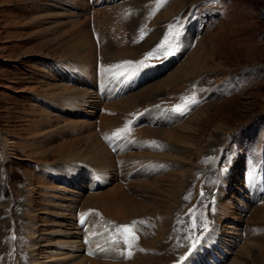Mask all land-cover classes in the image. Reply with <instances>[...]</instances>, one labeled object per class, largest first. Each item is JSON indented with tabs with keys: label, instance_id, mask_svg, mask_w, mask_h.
Instances as JSON below:
<instances>
[{
	"label": "rangeland",
	"instance_id": "rangeland-1",
	"mask_svg": "<svg viewBox=\"0 0 264 264\" xmlns=\"http://www.w3.org/2000/svg\"><path fill=\"white\" fill-rule=\"evenodd\" d=\"M52 2L55 0H0V190L3 186L0 264H28L21 225L26 205L33 210L41 207L37 211L41 231L50 227L42 222L48 197L39 185L36 184L34 192L27 185L28 180L35 181L41 175L39 160L28 159L22 148L14 150L16 157L7 159L2 155L5 137L24 140L25 148L30 150L46 141L54 147L48 154L60 147L61 153L81 158L73 152L85 147L91 150L87 143L90 138L94 140L101 135L106 143L107 135L120 130L124 133L120 138L126 143L120 153L116 152L118 155L114 154L115 171L102 186L99 181L89 185L88 177L93 174L89 169L84 170L82 177L69 179L48 174L50 184L57 188L62 185L89 193L100 187L97 191L102 196L112 194L115 189L121 191L119 196L106 197L102 207L97 206L99 212L93 206L81 208L84 200L80 203L79 210L97 224L98 238L101 240L102 235L108 238L104 241L109 243L105 245L106 256L96 255L95 259L112 264H264V247L257 246L248 222L240 218L239 209L242 203H247L252 211L258 204L246 191L251 188H246L248 183L260 186L254 187L253 193L264 201V0H118L97 8L109 12L117 9L119 16L124 17L118 25L106 20L105 11L96 19L91 12L75 19L56 18L58 22H66L59 27L53 24V19L42 17L55 14L58 7ZM94 20L98 21L93 24ZM87 30L104 33L113 45L99 60L100 68L90 72L92 81L97 83L98 78L103 81L110 75L117 89L105 108L92 113L81 110L80 105L65 108L59 103L61 96L71 94L72 98L87 86L78 81L83 72L73 73L65 68L64 60L71 65L77 62L74 56L67 57V45H57L56 40L65 33L66 40L77 38L74 47L82 49L87 40L80 41V37ZM83 39L94 41L92 36ZM161 45L165 48L161 49ZM121 48H125L121 51L124 54L119 57ZM154 50H158V55L146 59ZM190 56L194 64L187 63ZM139 61H144L142 66L127 63ZM178 70L184 75L175 80L172 76ZM74 74L77 82L72 80ZM177 106L183 111H177ZM148 112L165 118L155 123L138 119ZM169 135L188 137L192 145L175 142ZM153 137L158 157L171 158V165L163 171L169 175L164 182L173 192L171 183L182 180V187L175 190L170 200L151 191L156 187L155 176L147 182L140 178L124 181L119 176L125 171H135L148 160L152 151L148 143L154 141ZM62 159L50 157L49 163H58L52 168L62 169ZM69 191L64 192L72 195ZM28 196L32 200L27 204ZM175 198L176 204L172 201ZM219 202L227 204L231 214L217 223L214 209ZM61 203V199L56 200V204ZM119 214L121 217H117ZM134 221L139 239L129 248L116 230L121 225H133ZM115 237L119 243L114 242ZM193 242L197 244L195 249L191 246ZM128 251L132 252L130 258Z\"/></svg>",
	"mask_w": 264,
	"mask_h": 264
},
{
	"label": "bare ground",
	"instance_id": "bare-ground-1",
	"mask_svg": "<svg viewBox=\"0 0 264 264\" xmlns=\"http://www.w3.org/2000/svg\"><path fill=\"white\" fill-rule=\"evenodd\" d=\"M117 1L118 0H92V1H90V0H55L54 3L52 2L53 6L58 7V8H56L57 10H55L56 11L55 14H49L48 13L47 16L43 15L42 17H43V19L44 18L53 19V24L59 27V24H65L66 22H63V21L58 22V21H56V18L63 17L62 19L64 20V18H74L76 16H79L80 14L86 16V15H88L87 14L88 12H91V14H92L91 17L96 19V18L100 17L101 13H104L106 11V13H105L106 20L111 22V23L116 22V25H118L117 22L122 21V19L124 17L122 18L121 16H119V14H118L119 11H117V9H112V10H110L111 12H109L108 10H105V8H104V10L103 9H97L99 6H102L103 4H107V3H111V2L115 3ZM124 8H125V6H124ZM126 8L124 10H126ZM126 16L127 15H125V17ZM130 16H131V14H130ZM74 19L72 21H74ZM98 20H94L93 24ZM65 21H67V20H65ZM68 22H69V19H68ZM70 23H73V22H70ZM128 26H130V25H128ZM122 31H124V30H122ZM124 34H125V32H124ZM118 35H120V34H118ZM64 36H65V33H63L59 37L60 39L56 40V41H59L58 42L59 44H57V45H61V44L67 45V51L69 52L67 57L70 58V57L74 56L75 58H73V59L77 62V65H71L66 60H64L62 63L65 66V68L71 69L73 73L75 71L76 72H78V71L83 72L82 74L79 75L81 78L78 81L81 83L84 82L85 86H87V87L84 88L83 90H81L82 89L81 88L80 89L81 91L79 90L77 94H73L72 98H69L71 94H69L68 96H61L62 98H61L59 103L64 104L65 108H74V105H80L81 110H84V111L90 112V113H92V111L95 112L99 109H102L114 97L117 89H115V87H114V83H113L114 80H112L113 78L109 79L110 75H108L109 76V77H107L108 79L106 78L103 81H102V79L98 78V82L95 83L91 79L90 72L94 73L95 69L100 68L99 60H101V57H102V55H104V53L107 55V52L112 49L113 45H111L110 42L108 43L107 37L104 33H100L97 31L91 32V31L87 30L83 33V35L80 37V41H84V40H87V41H85L86 46H83L85 48L82 47V49H77L74 47L77 45V43H75L77 38L74 37V38L66 40V38ZM86 36H92L94 41L88 40V39H83ZM124 40H125V38H124ZM80 43H82V42H80ZM70 46H72L71 47L72 51H70ZM123 50H122V48L120 51L117 50L119 52V57H120L121 53L124 54V52H121ZM125 52H126V50H125ZM116 56H118V55H116ZM102 59H103V57H102ZM193 61H194V58L192 56H190L189 59L187 60V63L194 64ZM105 64H106V62H105ZM101 65H102V63H101ZM124 67H125V65H124ZM84 73H86V74H84ZM183 75L184 74H181V70H178L175 72V74L172 76V78H174L176 80V79H179V77H181ZM72 77L74 78L72 80L77 82V80L75 79V74ZM174 79H172V81ZM67 85H69V84H67ZM62 86L63 85H61V87L60 86L59 87L63 88ZM166 86H167V83H166ZM74 87H77V86H74ZM55 88H57V87H55ZM64 89H65V85H64ZM67 89H68V87H67ZM73 89H72V91H74ZM161 90H163V89H161ZM62 91H61V93H62ZM154 91H156V90L154 89ZM65 92H67V90H65ZM55 93H54V96H55ZM57 94H59V92ZM47 95H49V94H47ZM43 98H45V97H43ZM46 99H48V98H46ZM53 101H54V99H53ZM145 101H147V100H145ZM141 103H142V101H141ZM121 105H122V103H121ZM136 105H137V103H136ZM84 106H87V108H85ZM123 106H124V104H123ZM114 107H116V106H114ZM110 111H111L110 112V114H111L113 110H110ZM126 112H127V110H126ZM41 115L44 118H46L45 113H43ZM106 115H108V114H106ZM50 116H52V115H50ZM122 116H124V115H122ZM107 117H110V116L108 115ZM116 118H117V116H116ZM127 118L128 117L126 115V119ZM163 118H165V117L161 118V116H159L158 114H150L149 112L146 114H142L138 117L139 120L143 119V120H146L147 122H152V123H155L158 120L163 119ZM72 119H74V118H72ZM111 119H114V118L112 117ZM82 122H84V121H82ZM71 124L69 126H71ZM110 124H114V123H110ZM55 125L57 126L58 124H55ZM96 126H97V124H96ZM89 127H91V126H89ZM185 127H184V129H186ZM62 128H63V125H62ZM72 128H74V127H72ZM54 129H55V127H54ZM87 129H89V128H87ZM95 130H97V129H95ZM98 131H100V130H98ZM143 132H145V131L143 130ZM146 133H147V131H146ZM99 134H100V132H99ZM101 134H102V132H101ZM44 135H47V133ZM84 136H86V135L84 134ZM99 136L101 137V135H99ZM100 137L99 138L94 137L95 138L94 140L91 138L88 140L87 143L90 144L89 146L91 147V150H87L89 148L88 144H87V147H88L87 149L85 147V149L84 148L81 150L77 149L76 151L73 152V155H79L81 158H78V157L73 158L72 156L65 155V154L61 153L60 147H58L53 152V154H48V150L52 149L54 147H50L49 146L50 144L46 141L41 142L39 145L37 144L36 146H33L32 150H30L28 148H25V143L23 142L24 140L15 141V140H10L9 138L5 137V149L2 152V155L7 157V159H11L12 157H16V152H14V150L15 149L18 150L17 148H22L24 155H26L28 159L35 160V161L37 159L39 160L38 162L41 164V168H40L41 169V175L35 181L34 180H32V181L28 180L27 181L28 190L34 192L35 186L37 184V185H39V187L42 188L41 191L43 192V194L48 197L47 201L44 202V205L46 206V208H45V211H43V212H45L46 216L45 217L43 216L44 218H42V222H44L45 224H50V227L48 229H46L44 231H41L39 229V224H38L39 223V221H38L39 214L37 211H39V209H41V207L33 210L26 205V207L28 209L25 210L23 219L21 220V225L23 227V235L25 236V239L27 242V247H26L25 252L29 256V257L27 256V259L29 258L28 264H83L84 262L85 263L87 262L88 264H112V263H106V261H99L100 259H95L96 255L97 256H103V258L106 256V246L105 245H109V243L108 242L104 243V241H106L108 238L104 237V235H102L101 240H100L98 238L99 234L96 231L97 230V224L96 223L94 224L91 217L88 216L87 214L82 213V209L81 210H79V209L81 206L80 203L83 202V200H84V204L82 205L81 208L86 209V207L92 208L91 206H93V208H95V209L97 208V211L99 212V209L97 206H101L103 203V200L106 199V197L110 198V196H112V197L113 196H119V192H121V191H119L118 189H115V191H113V192L111 191L112 194H110L108 192L107 195L102 196V193H101V195H99V192L97 191L100 188L99 187L96 191H90L89 193L87 191H85L84 193H82L79 190L71 189V188H70L71 189L70 190V189H68V187H64L62 185H58V188L54 187L53 185L50 184V182L48 180V174H50V177H52V178L56 177L57 179H60V178L61 179H69V177H82L83 176L82 173L84 172V170L89 169L91 172H93V174L90 176L88 174L89 185H91V183H96V181H99V185L102 186L103 182H105L109 178L111 172L115 171L114 170L115 167L113 168V165H112V161L115 159V158L112 159L115 156L114 154H117L116 152L120 153L126 142L122 138H115V135H107L106 136L107 141H106V143H103L102 137L101 138ZM170 137L172 138V136H170ZM33 138H31V139H33ZM126 138H127V136H126ZM149 138H151V136ZM158 138H160V137H158ZM152 139L154 141H151L148 143L149 150H152L151 153L149 152L150 157H148V160H145V162H143L141 165H139L135 169V171H132V170L125 171V172L121 173L119 176H120V179H122L124 181H131V182L138 180L139 178H140V180H145L147 182V180H149V178H151L152 176H155L156 177V179H155L156 187H152L151 191H154L157 194H162L163 196H167L168 200H170L172 197V194L173 195L175 194V190H177L179 186L182 187V180L179 179L180 182L171 183V184H174L173 192L168 187L166 182H164L165 181L164 179L166 178V176H168V179H169V175L164 174L163 171H167L168 166L171 165V158L168 155H167L168 157L161 156L159 158L158 155L155 153L157 151L156 137L155 138L153 137ZM172 139H173V141L178 142V143L192 145L191 144L192 139H189L188 137H183V135H182V137H177V138H172ZM194 140H195V137H194ZM51 146H53V145H51ZM167 146L170 147L169 145H167ZM99 151H101L100 157L98 156L100 154ZM136 151L137 150L133 151V152H135L134 153L135 155L134 154H132V155L136 156V154H137ZM128 153H129V151H128ZM121 154H120V157H121ZM139 154H141V153H139ZM95 155H97L98 157H96ZM60 156H62V158H63L62 160H64L63 168L62 169L52 168V167L58 165V163L50 164L49 158L50 157H59L60 158ZM134 156H133V158H135ZM127 157H128V155H127ZM116 158H117V156H116ZM138 158H139V155H138ZM118 159H120V158H118ZM130 159H132V158H130ZM136 160H137V158H136ZM176 160H177V158H176ZM141 161H143V160H141ZM119 162H121V161H119ZM130 164H132V163H130ZM76 166H81V167H79L78 169L75 170ZM117 172L118 171H116V173ZM136 172H137V174H136ZM173 177H171V179ZM176 178L178 179V177H176ZM131 182H129V183H131ZM258 182H259V180H258ZM118 185L119 184H117V186ZM124 185H122V186H124ZM248 186H251V188H250V190H246L247 193L249 195H252L253 201L257 202L258 204H256L255 208H253L251 211L250 206L247 205V203H242L243 207H239L240 218L246 219L245 221L248 222V230H249L251 236L254 237V240H255L257 246H260L261 248H263L264 247L263 246V241H264L263 235H264V233H262L261 231L264 229L263 228V226H264V206H263L264 201L260 200V201H262V203H259L260 202L259 197H255L256 194L253 193L254 187H260V186H258V185L252 186L249 183L246 185V188ZM162 187H163V189H162ZM120 190H121V188H120ZM64 191H69L70 193H72V195L66 194ZM85 193H87L88 196H85ZM122 194H125L124 191ZM165 194H167V195H165ZM82 196H84V198ZM124 196H126V195H124ZM13 197H16V196L14 195ZM2 198H3V186H2V190H0V207L3 208V201H1ZM58 199L62 200L61 204H56V200H58ZM176 199L177 198L172 199L173 203L177 202ZM31 200H32L31 197L28 196V198L26 199V203L28 204ZM105 202H106V200H105ZM121 202L123 203V201H121ZM106 204H105V206H107ZM120 206H121V204H120ZM122 207H123V205H122ZM103 208H105V207H103ZM106 208H108V207H106ZM100 209H102V208H100ZM244 209H246V210H244ZM214 210H215V218L217 220V223L221 222L222 219L227 217L228 214H231V210L228 211V205L225 203H222V202H219L218 205L216 204V207ZM89 212H90V210L88 211V214H89ZM98 212L96 214H98ZM93 213H95V212H93ZM114 213H116V212H114ZM121 213H122V210H121ZM243 213L248 214V215L244 216ZM1 214L2 213H0V217H1ZM108 214L109 213H107V215ZM113 215H115V214H113ZM232 215L235 216V213ZM98 216H100V215H98ZM118 216H120V214L117 215V217ZM157 216H158V214H157ZM163 219L165 221V218H163ZM2 230H3V222L0 224V260L2 258V253H3V246H1V242H3L2 241L3 240L2 239V237H3ZM56 234H57V236L55 238H53L54 235H56ZM58 235H60V236H58ZM113 239H112V241H113ZM76 246H78L79 248L77 249V251H74ZM116 246H118V245L116 244ZM111 248H113V247L111 246ZM119 248H122V247H119ZM108 256H109V254H108Z\"/></svg>",
	"mask_w": 264,
	"mask_h": 264
},
{
	"label": "snow or ice",
	"instance_id": "snow-or-ice-1",
	"mask_svg": "<svg viewBox=\"0 0 264 264\" xmlns=\"http://www.w3.org/2000/svg\"><path fill=\"white\" fill-rule=\"evenodd\" d=\"M166 44L170 43L168 41L165 42ZM161 49H164L165 48V45H161L160 46ZM158 55V50H154L153 52H150L146 55V59H150V58H154ZM128 64H138L140 66L143 65L144 61H139V62H127ZM177 111H183V109L180 107V106H177ZM123 130H120L118 131L116 134H115V138H120L121 135H123ZM154 143V142H153ZM201 195H203V193H201ZM137 222H133V225H121L117 228V233L119 236H122L123 237V243L127 244L129 246V248H131L132 244L136 241H138V237L135 235V224ZM207 225L205 224V227ZM110 239H113V238H110ZM114 242L115 243H119L120 240L119 239H114ZM192 248L195 249L197 244L196 242H193L192 243ZM123 254V253H122ZM128 257L130 258L131 255H132V252L131 251H128L127 253Z\"/></svg>",
	"mask_w": 264,
	"mask_h": 264
}]
</instances>
